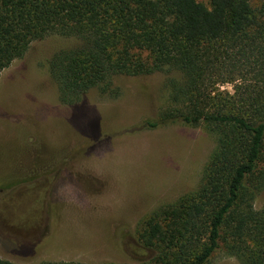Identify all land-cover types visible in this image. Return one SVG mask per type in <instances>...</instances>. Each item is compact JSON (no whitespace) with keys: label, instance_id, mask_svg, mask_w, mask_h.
Here are the masks:
<instances>
[{"label":"trees","instance_id":"obj_1","mask_svg":"<svg viewBox=\"0 0 264 264\" xmlns=\"http://www.w3.org/2000/svg\"><path fill=\"white\" fill-rule=\"evenodd\" d=\"M54 34L77 41L49 60L63 104L163 73L167 102L143 127L184 123L215 139L200 185L143 221L144 255L125 264H213L221 249L264 264V0H0V75Z\"/></svg>","mask_w":264,"mask_h":264},{"label":"rangeland","instance_id":"obj_2","mask_svg":"<svg viewBox=\"0 0 264 264\" xmlns=\"http://www.w3.org/2000/svg\"><path fill=\"white\" fill-rule=\"evenodd\" d=\"M76 43L34 41L0 75V257L17 264L140 260L143 221L197 189L215 149L202 126L143 127L167 102L163 73L63 104L49 60ZM212 262L240 264L222 249Z\"/></svg>","mask_w":264,"mask_h":264}]
</instances>
